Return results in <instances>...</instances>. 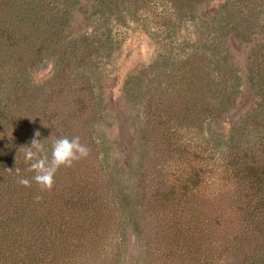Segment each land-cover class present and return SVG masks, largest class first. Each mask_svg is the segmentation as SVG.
Masks as SVG:
<instances>
[{"label":"rangeland","instance_id":"rangeland-1","mask_svg":"<svg viewBox=\"0 0 264 264\" xmlns=\"http://www.w3.org/2000/svg\"><path fill=\"white\" fill-rule=\"evenodd\" d=\"M0 264H264V0H0Z\"/></svg>","mask_w":264,"mask_h":264},{"label":"clouds","instance_id":"clouds-1","mask_svg":"<svg viewBox=\"0 0 264 264\" xmlns=\"http://www.w3.org/2000/svg\"><path fill=\"white\" fill-rule=\"evenodd\" d=\"M35 135L38 137L40 134L37 132ZM25 148V162H31L27 171L35 173L33 179L41 191H51L54 176L58 169L72 167L74 162L85 158L89 151L86 146L80 143L79 137L57 139L52 145L51 159H49L42 141L35 138L31 141V146ZM18 183L24 187H31V182L27 178H20ZM37 199H40V197H37Z\"/></svg>","mask_w":264,"mask_h":264},{"label":"trees","instance_id":"trees-1","mask_svg":"<svg viewBox=\"0 0 264 264\" xmlns=\"http://www.w3.org/2000/svg\"><path fill=\"white\" fill-rule=\"evenodd\" d=\"M80 224V223H79ZM79 224L72 225V228L70 229L74 234V239L77 241V238H79L82 241L86 240V233L83 232V229L79 226Z\"/></svg>","mask_w":264,"mask_h":264}]
</instances>
